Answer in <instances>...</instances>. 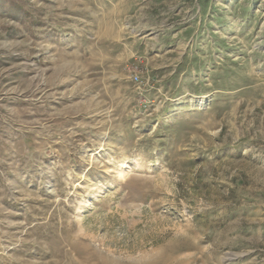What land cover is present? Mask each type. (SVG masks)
Returning a JSON list of instances; mask_svg holds the SVG:
<instances>
[{
  "label": "rangeland",
  "instance_id": "374dc122",
  "mask_svg": "<svg viewBox=\"0 0 264 264\" xmlns=\"http://www.w3.org/2000/svg\"><path fill=\"white\" fill-rule=\"evenodd\" d=\"M0 264H264V0H0Z\"/></svg>",
  "mask_w": 264,
  "mask_h": 264
},
{
  "label": "built area",
  "instance_id": "2783aa9c",
  "mask_svg": "<svg viewBox=\"0 0 264 264\" xmlns=\"http://www.w3.org/2000/svg\"><path fill=\"white\" fill-rule=\"evenodd\" d=\"M138 80V78H136Z\"/></svg>",
  "mask_w": 264,
  "mask_h": 264
}]
</instances>
